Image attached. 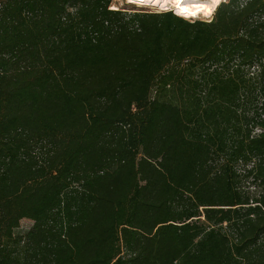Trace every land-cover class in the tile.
Returning a JSON list of instances; mask_svg holds the SVG:
<instances>
[{"label": "trees", "instance_id": "trees-1", "mask_svg": "<svg viewBox=\"0 0 264 264\" xmlns=\"http://www.w3.org/2000/svg\"><path fill=\"white\" fill-rule=\"evenodd\" d=\"M112 1L0 0V264H264V0Z\"/></svg>", "mask_w": 264, "mask_h": 264}, {"label": "bare ground", "instance_id": "bare-ground-1", "mask_svg": "<svg viewBox=\"0 0 264 264\" xmlns=\"http://www.w3.org/2000/svg\"><path fill=\"white\" fill-rule=\"evenodd\" d=\"M128 2L155 10H158L159 8H162L164 5H166L170 8H173L177 16L183 18H198L199 16L208 18V16H206L204 13L203 8L210 6L208 0H128ZM219 4L216 6V8L219 6Z\"/></svg>", "mask_w": 264, "mask_h": 264}, {"label": "rangeland", "instance_id": "rangeland-1", "mask_svg": "<svg viewBox=\"0 0 264 264\" xmlns=\"http://www.w3.org/2000/svg\"><path fill=\"white\" fill-rule=\"evenodd\" d=\"M165 6V5H164ZM159 8L158 10L152 9V8H148V7H143L140 6L138 4L135 3H129L128 0H113L112 1V6H111V10H122V11H126V12H147V13H164V12H168V11H172V13H174L175 15L176 12L173 8ZM213 16V14H212ZM212 16L208 17V18H204L199 16L198 18H183L187 21H205V22H209L212 19ZM246 186L251 187L249 184L246 183ZM251 191H253L252 188H250ZM32 224L30 222L27 221H22L20 223V227L19 229H17L15 231V234H23L25 232H27L30 228H31Z\"/></svg>", "mask_w": 264, "mask_h": 264}, {"label": "clouds", "instance_id": "clouds-1", "mask_svg": "<svg viewBox=\"0 0 264 264\" xmlns=\"http://www.w3.org/2000/svg\"><path fill=\"white\" fill-rule=\"evenodd\" d=\"M208 2L210 6L204 7L203 11L206 16L210 17L212 12L215 10L216 6L221 2V0H208Z\"/></svg>", "mask_w": 264, "mask_h": 264}, {"label": "built area", "instance_id": "built-area-1", "mask_svg": "<svg viewBox=\"0 0 264 264\" xmlns=\"http://www.w3.org/2000/svg\"><path fill=\"white\" fill-rule=\"evenodd\" d=\"M224 1H226V0H222L221 2H224Z\"/></svg>", "mask_w": 264, "mask_h": 264}, {"label": "snow or ice", "instance_id": "snow-or-ice-1", "mask_svg": "<svg viewBox=\"0 0 264 264\" xmlns=\"http://www.w3.org/2000/svg\"><path fill=\"white\" fill-rule=\"evenodd\" d=\"M183 14V13H182ZM190 15H194V14H190Z\"/></svg>", "mask_w": 264, "mask_h": 264}]
</instances>
